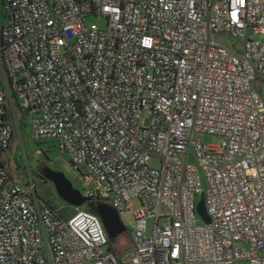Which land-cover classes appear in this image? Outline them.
Wrapping results in <instances>:
<instances>
[{"label": "built area", "instance_id": "1", "mask_svg": "<svg viewBox=\"0 0 264 264\" xmlns=\"http://www.w3.org/2000/svg\"><path fill=\"white\" fill-rule=\"evenodd\" d=\"M24 116L135 227L114 252L1 164L0 264H264V0H0V151Z\"/></svg>", "mask_w": 264, "mask_h": 264}, {"label": "rangeland", "instance_id": "2", "mask_svg": "<svg viewBox=\"0 0 264 264\" xmlns=\"http://www.w3.org/2000/svg\"><path fill=\"white\" fill-rule=\"evenodd\" d=\"M1 20L5 22V17L2 16ZM84 22L86 24L105 25V19L102 15H88L84 17ZM215 40L227 45L238 42V40L226 34L216 35ZM20 127V133L15 132L10 146L0 151V159L10 173L11 179L14 182L27 184V182L30 183L31 178L39 198L45 200L50 206L57 208L64 217L71 216L76 207L59 196L56 190V181L59 178L63 179L83 195L84 188L79 180V172L73 168L68 156L64 152H60L54 139L47 138L37 141L31 137L30 126L25 116L21 118ZM200 140L204 144L214 145L218 142V137L204 134L200 136ZM189 157L191 161H195L191 151ZM149 165L158 167V158L151 157ZM199 199L200 196H197V200ZM89 204L95 207L102 224L106 222L109 229L115 231V234L110 237L114 250L119 252L130 247L135 227L132 212L128 211L119 215L112 206L111 200L104 198H88L77 208L84 210ZM133 205L138 206L137 200H133ZM148 225H150V221ZM104 228L107 231L106 226ZM147 232H150L149 227ZM235 264H248V261L242 259L236 261Z\"/></svg>", "mask_w": 264, "mask_h": 264}, {"label": "water", "instance_id": "3", "mask_svg": "<svg viewBox=\"0 0 264 264\" xmlns=\"http://www.w3.org/2000/svg\"><path fill=\"white\" fill-rule=\"evenodd\" d=\"M56 190L59 196L63 197L65 200L73 204L75 207H80L82 203L86 200V198L79 193L76 189H73L66 181L59 178L56 181ZM196 209L199 215L204 219V221H208V217L205 212L203 200L200 199L196 204ZM108 232V236L111 237L115 234V231H111L108 227V224L104 222ZM103 223V224H104Z\"/></svg>", "mask_w": 264, "mask_h": 264}, {"label": "trees", "instance_id": "4", "mask_svg": "<svg viewBox=\"0 0 264 264\" xmlns=\"http://www.w3.org/2000/svg\"><path fill=\"white\" fill-rule=\"evenodd\" d=\"M1 164H3L2 163V161H1V159H0V165ZM85 209L86 210H88V211H90V212H93V213H95V214H97V212H96V209H95V207L93 206V205H91V204H89L87 207H85ZM98 215V214H97ZM99 216V215H98ZM100 218V217H99ZM101 220V219H100ZM102 221V220H101ZM108 233V232H107ZM109 237V236H108ZM109 243H110V247H111V249L114 251V252H116L115 250H114V248H113V245H112V243H111V238L109 237Z\"/></svg>", "mask_w": 264, "mask_h": 264}, {"label": "snow or ice", "instance_id": "5", "mask_svg": "<svg viewBox=\"0 0 264 264\" xmlns=\"http://www.w3.org/2000/svg\"><path fill=\"white\" fill-rule=\"evenodd\" d=\"M234 18H235V13L233 14Z\"/></svg>", "mask_w": 264, "mask_h": 264}]
</instances>
